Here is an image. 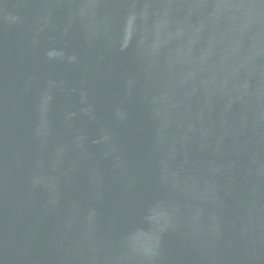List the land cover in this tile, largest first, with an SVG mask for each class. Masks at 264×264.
<instances>
[{
	"label": "water",
	"instance_id": "water-1",
	"mask_svg": "<svg viewBox=\"0 0 264 264\" xmlns=\"http://www.w3.org/2000/svg\"><path fill=\"white\" fill-rule=\"evenodd\" d=\"M0 264H264V0H0Z\"/></svg>",
	"mask_w": 264,
	"mask_h": 264
}]
</instances>
